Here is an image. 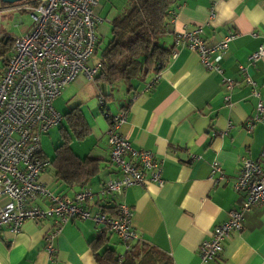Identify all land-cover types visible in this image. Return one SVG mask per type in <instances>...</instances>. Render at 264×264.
I'll list each match as a JSON object with an SVG mask.
<instances>
[{
    "label": "crops",
    "instance_id": "1",
    "mask_svg": "<svg viewBox=\"0 0 264 264\" xmlns=\"http://www.w3.org/2000/svg\"><path fill=\"white\" fill-rule=\"evenodd\" d=\"M104 1L112 4L117 0ZM103 10L104 7L101 14ZM95 14L98 23L112 20L107 14ZM199 26L207 43L219 42L235 33L220 62L224 74L236 80L231 90L225 89L217 72L202 66L196 51L181 48L172 56L175 34ZM97 35L99 38L98 32ZM159 43L170 52L165 66L137 83L136 88H126L114 108L110 102L113 86L107 111L125 113L120 134L134 148L157 156L162 164L163 184L134 185L121 195L95 198L86 206L92 212L108 207L113 209H107L110 214L118 203L128 204L133 210L131 224L139 239L166 252L172 264H264V204L252 206L245 214L243 230L230 235L215 259L204 263L199 257L201 242L210 238L213 228L225 221L229 211L239 207L245 198L233 186L241 158H258L264 146V112L263 120L250 129L247 126L256 113L257 97L244 83L240 69L243 66L256 81L264 103V56L253 64L249 61L259 46L264 48V0H181ZM99 87L108 88L101 81L92 82L79 74L53 101L58 107L61 95L67 94L64 100L68 103L63 112L59 111L62 114L80 107L89 133L83 140L73 141L71 147L80 157L99 162L98 172L85 186L70 187L55 181L48 167L40 174V180L54 192L72 196L88 188L97 193L108 179L119 175L109 159L107 115L95 99ZM61 123L55 126L58 130ZM59 141L60 131L57 144ZM42 153L52 158L53 154L48 156L43 149ZM214 162H220L226 174L216 183L210 179ZM51 227V220H25L16 232L9 227L0 228V264H97L90 242L99 234L106 236L108 246L117 253L122 254L125 249L106 226L75 218L62 227L54 240V251L49 254L44 237Z\"/></svg>",
    "mask_w": 264,
    "mask_h": 264
},
{
    "label": "built area",
    "instance_id": "2",
    "mask_svg": "<svg viewBox=\"0 0 264 264\" xmlns=\"http://www.w3.org/2000/svg\"><path fill=\"white\" fill-rule=\"evenodd\" d=\"M98 3L99 0H21L0 4V15L18 10L29 13L31 18V24L21 35L13 37L0 76V228L9 227L16 232L25 220H51L52 227L44 237L49 254L54 251V240L62 227L75 218L106 226L125 249L129 248L139 239L131 224L132 208L120 202L116 212L108 214L103 210L92 212L86 204L93 203L95 198L104 200L121 195L134 185L163 184L162 164L157 156L134 148L120 134L125 113L112 114L108 125L109 159L117 166L119 175L108 179L97 193L84 188L66 196L40 180V174L51 166V159L42 153L41 136L63 119L53 101L79 74L96 82L101 68L100 60L88 63L98 41L99 18L94 13ZM234 37L235 33H229L219 42L207 43L200 26L181 30L175 34L172 56L181 48L196 51L202 66L217 72L225 89L231 90L236 80L224 74L220 62ZM263 56L264 48L259 46L249 57L250 64ZM240 69L244 83L257 97L256 113L247 122L250 129L263 120L264 103L256 81L243 66ZM97 98L99 106H105L100 87ZM225 176L223 165L214 162L210 179L216 183ZM233 186L245 198L239 207L229 211L225 221L213 228L210 238L201 242L199 257L204 263L221 254L232 233L243 230L245 214L252 206L264 204V146L258 158H241Z\"/></svg>",
    "mask_w": 264,
    "mask_h": 264
},
{
    "label": "trees",
    "instance_id": "3",
    "mask_svg": "<svg viewBox=\"0 0 264 264\" xmlns=\"http://www.w3.org/2000/svg\"><path fill=\"white\" fill-rule=\"evenodd\" d=\"M129 2L128 9L110 22L111 36L100 55L101 68L95 77L96 81L108 87L106 90L101 89L105 106H99L103 114L107 113L108 122L112 114L107 111V99L112 94V87L123 82L130 91L151 73H158L168 62L169 49L160 45L159 39L166 33L172 12L181 0ZM7 37L10 49L13 38ZM63 120L59 127L60 141L51 158L52 176L55 181L70 187L85 186L98 172L99 162L88 156L77 155L71 143L83 140L89 133V127L79 106L64 113ZM103 208L105 213L110 209ZM90 243L97 264H172L166 252L145 240L132 242L122 254L108 246V239L103 234L95 236Z\"/></svg>",
    "mask_w": 264,
    "mask_h": 264
},
{
    "label": "rangeland",
    "instance_id": "4",
    "mask_svg": "<svg viewBox=\"0 0 264 264\" xmlns=\"http://www.w3.org/2000/svg\"><path fill=\"white\" fill-rule=\"evenodd\" d=\"M7 5V4H6ZM106 5V6H104ZM130 2L129 0H117L116 2L110 4L109 2L105 4L104 0L100 1V4L95 7L94 13L101 14V10L104 7V10L101 14L102 17H104L105 14L109 16V18L113 19L117 16L122 15L129 7ZM106 7V8H105ZM100 17V16H99ZM100 17V19H102ZM31 24V18L30 14L23 11L18 10H9L3 14L0 15V37L2 35H9L12 38L16 36H20L21 33ZM97 32L100 35L99 37V43L96 49V52L93 53L91 56V60L88 62L89 64H95L99 61L100 55L102 54L103 48L108 42L111 31H110V22L108 18L105 20V22L98 23ZM9 55V46L7 44L3 46H0V76L3 70V62L4 59H6ZM142 83V82H141ZM127 88L126 84L123 82H118L114 85L113 95L110 99V102L112 103V107H115V103L119 101L120 98H123V94L125 92V89ZM67 96V94L64 95V97ZM63 95L60 97V105L58 107H55L58 111L63 112L64 108L66 107L65 104L68 103V101L65 103L66 100H64ZM96 102L98 103L97 96L95 97ZM58 136H59V130L58 127H52L47 134H44L41 136V146L44 152L51 156L53 154L54 148L58 142Z\"/></svg>",
    "mask_w": 264,
    "mask_h": 264
},
{
    "label": "water",
    "instance_id": "5",
    "mask_svg": "<svg viewBox=\"0 0 264 264\" xmlns=\"http://www.w3.org/2000/svg\"><path fill=\"white\" fill-rule=\"evenodd\" d=\"M17 1H21V0H0V4H10V3H14ZM8 37L5 38V41L7 40Z\"/></svg>",
    "mask_w": 264,
    "mask_h": 264
},
{
    "label": "flooded vegetation",
    "instance_id": "6",
    "mask_svg": "<svg viewBox=\"0 0 264 264\" xmlns=\"http://www.w3.org/2000/svg\"><path fill=\"white\" fill-rule=\"evenodd\" d=\"M7 37V35H2V37H0V46H4L5 44L8 43V39L5 41V38Z\"/></svg>",
    "mask_w": 264,
    "mask_h": 264
}]
</instances>
